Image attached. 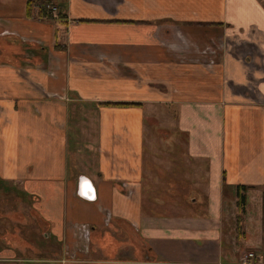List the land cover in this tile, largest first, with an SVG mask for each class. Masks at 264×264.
<instances>
[{
	"label": "crops",
	"instance_id": "0c3cea01",
	"mask_svg": "<svg viewBox=\"0 0 264 264\" xmlns=\"http://www.w3.org/2000/svg\"><path fill=\"white\" fill-rule=\"evenodd\" d=\"M54 1L58 17L44 0H0V182L30 198L43 239L74 256L80 225L90 234L121 220L149 264H240L243 245L264 264V0ZM204 27L228 43L217 59L191 47ZM162 107L176 110L178 143L199 165L192 203L205 199L204 211H161L157 198L145 210V174L157 180L145 169L146 121ZM79 110L86 133L97 115L99 156L73 173ZM5 240L0 258L16 254Z\"/></svg>",
	"mask_w": 264,
	"mask_h": 264
},
{
	"label": "rangeland",
	"instance_id": "374dc122",
	"mask_svg": "<svg viewBox=\"0 0 264 264\" xmlns=\"http://www.w3.org/2000/svg\"><path fill=\"white\" fill-rule=\"evenodd\" d=\"M165 24L166 38L175 39L172 35L177 32V23ZM214 28L216 29L214 30ZM216 30L220 29L217 27H204L200 28L199 31L195 29L191 33L193 41L191 47L200 57L208 59L216 57L217 59L222 53L219 44L224 42L228 45L225 38L220 37ZM194 39H199V41ZM81 105L84 106L85 104L82 103ZM155 116L157 118H150L146 121L148 143L145 145L147 147L145 169L148 172L155 173L157 180L152 182L151 175L145 174V179L148 181L144 182L143 195L146 205H149L145 210H150L151 203L157 198V204L160 206L158 209L161 211H193V209L204 211L202 202L205 199L203 201L200 199L198 204L192 203V199L194 197L198 198L199 195V191L195 190V187L202 186L199 182L201 177L196 174V168L199 165L186 159L184 148L178 143L179 138L182 140L181 137L185 136L177 128L176 110L163 108ZM87 117L90 121H93V126L89 128L87 133L83 131L85 128L82 127L84 122L81 119L80 110L71 125L70 135L76 140V143L71 145L70 170L73 173L88 171L92 167L97 168L99 156L96 128L97 115L92 113ZM123 182L127 181L121 180V185L126 190L125 192L129 194V188L124 186ZM128 183L133 190V195L135 188L130 182ZM153 184L158 187L157 190H154L156 197L150 192ZM167 184H169L168 187ZM17 188L20 187L11 183L0 182V246L5 245L4 242L10 241L5 240V236L8 234V238H13L11 245L16 251V254L11 255L10 253L0 258V264L25 263V258L35 261H42L43 258L49 261V263L43 264H149L143 260L145 255L141 250L142 246L130 234L124 225L125 223L123 224L121 220L112 221V219H109L108 223L97 229V231L92 232L90 230L89 252H77L74 256H64V252L61 251L59 255H56L59 250L50 246L48 240L43 239V226L38 228V223L34 218L35 215L33 216L32 213L28 212L30 208L28 205L32 203L29 201L30 198L25 194L19 195L15 191ZM200 194L201 197L204 196L203 193L200 192ZM166 199L170 204L164 206L167 204L165 203ZM240 212H242L241 209ZM34 228H38L37 231ZM29 231H31L30 236ZM39 248L42 251L41 253H39ZM241 250L242 254L239 258L251 251L254 252L252 247L245 245L242 246ZM234 257L235 255L233 259H235Z\"/></svg>",
	"mask_w": 264,
	"mask_h": 264
},
{
	"label": "built area",
	"instance_id": "2783aa9c",
	"mask_svg": "<svg viewBox=\"0 0 264 264\" xmlns=\"http://www.w3.org/2000/svg\"><path fill=\"white\" fill-rule=\"evenodd\" d=\"M44 1H45L44 5H43L44 11L47 14L53 15L54 17H58V14L60 12H59V7L55 3V1L54 0H44ZM123 183H124V186L129 188V194L128 195H132L133 190L129 187V183L128 182H123ZM80 228L85 231L84 235H83L84 244H83L82 249L84 250V252H89L90 242H91V237L89 234V226L86 224H82V225H80ZM254 257H255V253L251 251V252L243 255V257H241L240 264H252V260Z\"/></svg>",
	"mask_w": 264,
	"mask_h": 264
},
{
	"label": "trees",
	"instance_id": "16d2710c",
	"mask_svg": "<svg viewBox=\"0 0 264 264\" xmlns=\"http://www.w3.org/2000/svg\"><path fill=\"white\" fill-rule=\"evenodd\" d=\"M31 1V0H30ZM44 4H42V8L44 7L43 6ZM44 9V8H43ZM60 14V13H59ZM60 16V15H59ZM126 104H130V103H126ZM238 188H241V189H243V190H246L248 187L247 186H245V185H243V187H238ZM245 197H246V195H245V193H242L241 191H240V193H239V203L241 204V203H243V202H245Z\"/></svg>",
	"mask_w": 264,
	"mask_h": 264
},
{
	"label": "water",
	"instance_id": "95a60500",
	"mask_svg": "<svg viewBox=\"0 0 264 264\" xmlns=\"http://www.w3.org/2000/svg\"><path fill=\"white\" fill-rule=\"evenodd\" d=\"M90 198H92L93 197V195H91V196H89Z\"/></svg>",
	"mask_w": 264,
	"mask_h": 264
}]
</instances>
